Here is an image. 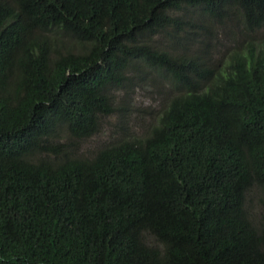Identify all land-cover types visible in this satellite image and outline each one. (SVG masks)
<instances>
[{
  "label": "trees",
  "instance_id": "1",
  "mask_svg": "<svg viewBox=\"0 0 264 264\" xmlns=\"http://www.w3.org/2000/svg\"><path fill=\"white\" fill-rule=\"evenodd\" d=\"M0 264H264V0H0Z\"/></svg>",
  "mask_w": 264,
  "mask_h": 264
},
{
  "label": "rangeland",
  "instance_id": "2",
  "mask_svg": "<svg viewBox=\"0 0 264 264\" xmlns=\"http://www.w3.org/2000/svg\"><path fill=\"white\" fill-rule=\"evenodd\" d=\"M221 26H212V37L216 42V45L219 47L217 49L214 48V53L216 56H218L219 63L223 62L226 59H228V56L223 54V49L230 44V41L232 38L236 40H242V39H249L250 41L253 39V35L249 33L244 27V34L243 36L239 32L237 24L233 23L231 20H223L221 21ZM242 24V23H240ZM243 26V25H242ZM251 35V36H250ZM160 42L167 41L165 38H160ZM213 49V48H212ZM168 87V84L164 85V88H156L153 90H137L135 95V101H133V108L136 110H142L146 107L149 109L145 112H139V114L132 118L131 127L135 131L136 135H140L144 126L148 122L147 116H155L158 113L157 108L159 107L160 102L162 101L161 98L165 96L166 92H168L169 89H166ZM166 91V92H165ZM171 91V90H170ZM110 123L113 122V120H109ZM110 140V127L107 125H104L101 132L97 135L92 137L91 139L85 141L82 143L78 154H89L93 149H95L98 145H101L103 143H107ZM257 194L254 192L252 193L250 197L249 205L251 207V211L253 212L256 217H259L261 214V210L259 209L257 203H256Z\"/></svg>",
  "mask_w": 264,
  "mask_h": 264
}]
</instances>
